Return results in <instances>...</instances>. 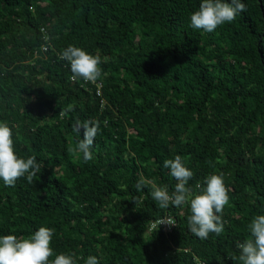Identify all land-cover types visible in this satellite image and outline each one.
I'll list each match as a JSON object with an SVG mask.
<instances>
[{
  "label": "trees",
  "instance_id": "obj_1",
  "mask_svg": "<svg viewBox=\"0 0 264 264\" xmlns=\"http://www.w3.org/2000/svg\"><path fill=\"white\" fill-rule=\"evenodd\" d=\"M242 2L246 11L206 33L189 26L201 0H0V122L17 155L42 165L31 183L0 179V236L51 228L54 256L78 264H237V243L264 214V0ZM40 29L49 48L34 57ZM68 45L101 56L99 97L70 80L59 58ZM88 119L100 130L84 162L68 148ZM176 155L193 193L223 176L219 236L189 231V205L161 209L150 185L137 191L141 178L174 191L164 161ZM169 216L176 225L155 224Z\"/></svg>",
  "mask_w": 264,
  "mask_h": 264
},
{
  "label": "clouds",
  "instance_id": "obj_2",
  "mask_svg": "<svg viewBox=\"0 0 264 264\" xmlns=\"http://www.w3.org/2000/svg\"><path fill=\"white\" fill-rule=\"evenodd\" d=\"M246 10L242 0H201L199 9L190 15V27L211 33L219 26L233 22L239 13ZM44 38L48 39L47 36ZM59 58L69 62L73 80L82 78L95 84L102 76L100 55H93L80 47L68 45L59 53ZM59 114L65 113L61 111ZM81 128L84 130L83 138L74 146H69L68 152L88 162L93 159L91 149L100 130V122L95 119L83 122L77 120L73 125V131L80 135ZM41 167V163L35 157L25 159L17 155L12 129L6 122H0V179L4 185L14 187L16 181L25 176L31 183L41 171ZM164 167L170 170V176L176 180L174 191L170 193L166 186H157L144 178L137 182V191L145 185H150V195L161 209H167L169 205L178 208L185 204L189 205L191 212L188 217L189 231L202 240L207 239L210 233L219 236L224 231L222 213L230 199L223 176L215 173L207 176L204 181L206 186L202 191L193 193L187 185L194 174L185 166L180 155L165 160ZM133 201L135 204L140 202L139 198ZM159 225L171 226L176 223L174 218L169 216L162 218ZM247 229L250 238L237 243L239 254L232 256L231 259L237 264H264V214L255 215ZM52 238L53 229L48 227H40L27 238H18L11 234L0 236V264H78L77 258L73 255L61 253L54 256ZM53 256L54 259L50 260ZM80 259H83L84 264H99L95 256Z\"/></svg>",
  "mask_w": 264,
  "mask_h": 264
},
{
  "label": "built area",
  "instance_id": "obj_3",
  "mask_svg": "<svg viewBox=\"0 0 264 264\" xmlns=\"http://www.w3.org/2000/svg\"><path fill=\"white\" fill-rule=\"evenodd\" d=\"M40 32L42 33L40 36L41 44H40L39 49L37 51H33L34 57H39L40 54L42 55L49 48L48 39L45 40V38H44L45 36H47L46 32L45 31L42 32L41 29H40ZM70 80L72 81L73 79L70 77ZM83 83H86V81L83 80ZM87 83H89L91 86L94 87L95 95L99 97L100 96V89H101L100 81L98 80L97 83H95V84H92L91 82H87ZM99 102H100V107H102L103 106V100L100 99ZM155 224H159V221H157ZM163 226L165 228H167V226H170V225H163ZM152 227H154V224H150V226L146 228V231L151 230ZM194 264H203V263L197 259H194Z\"/></svg>",
  "mask_w": 264,
  "mask_h": 264
},
{
  "label": "rangeland",
  "instance_id": "obj_4",
  "mask_svg": "<svg viewBox=\"0 0 264 264\" xmlns=\"http://www.w3.org/2000/svg\"><path fill=\"white\" fill-rule=\"evenodd\" d=\"M190 26V25H189ZM190 28H192V27H190ZM127 131H128V129H127Z\"/></svg>",
  "mask_w": 264,
  "mask_h": 264
}]
</instances>
